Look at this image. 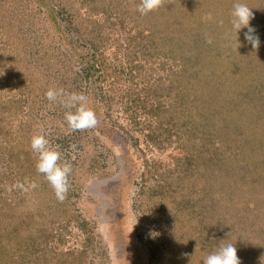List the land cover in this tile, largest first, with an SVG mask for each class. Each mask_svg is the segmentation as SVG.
I'll return each mask as SVG.
<instances>
[{"label":"trees","instance_id":"16d2710c","mask_svg":"<svg viewBox=\"0 0 264 264\" xmlns=\"http://www.w3.org/2000/svg\"><path fill=\"white\" fill-rule=\"evenodd\" d=\"M114 1L116 2L113 5L107 0H0V85L4 82L7 86L11 83L22 86L15 92L7 89L5 94H2L0 91V121L14 120L21 109L26 114L25 122L23 119L19 122L18 130L12 138L0 122V137L2 136L0 150L5 149L8 166H11L21 183L36 185L32 187L34 194L30 197L24 195L12 199L0 194V264H106V252L99 236L94 234L82 212L70 204V200L79 197L87 181L103 176L104 167L99 162L101 156L99 148L92 140H97V137L91 132V128L87 131H73L69 128L65 120V113L69 109L60 103V99L50 102L45 93L52 88L65 94H83L87 101L92 100L95 106L97 104L105 106L108 118L115 126V113L114 111L111 113V109L113 100L116 99L115 95L122 93L120 87L124 73L112 64L115 56H112L110 62L106 52L108 48L114 51L113 44L120 41L119 28L124 29L122 45L127 48V52L122 54L117 50L116 55L118 60L123 56L127 59V64L132 63L127 65L130 67L131 83L140 77L143 71L142 63H135L138 55L143 60L155 57L154 62L158 58L164 59L160 63L162 72L160 75L157 74L156 82H164L165 77L168 84L160 88L156 97L166 99V107L156 105L155 108L151 107L147 110L146 114L155 118L158 124L156 127L147 126V139L160 149L163 142L156 132L162 124H166L165 131L171 132L169 134L168 131V136L176 135L180 141L190 140V145L193 143L200 145L203 141L205 151L202 154L206 155L203 158L206 160H202L200 164H195L194 160L181 156L175 158L177 164L168 172L169 175L152 172L160 183L151 186L141 185L137 200L139 205L140 203L144 205L142 207L144 212L151 211V216L146 220L143 226L145 230L138 235V238L147 245L150 260L155 261L154 264H164L165 259L170 262L176 260L175 264H181L185 259L190 260L191 263L203 264L206 256L218 250L222 244L230 243L228 239L232 236V227L227 225L223 227V221L217 220L222 216L221 213L217 214L214 220L212 216L200 215L194 209V200L200 197L198 185L203 183L199 176L203 174L204 178L210 171L215 177L216 191L221 197L227 188L224 180L227 170L236 163L244 166L246 163L244 154L247 156L248 147L253 151L263 146L253 137L260 131L253 128L256 127L254 123H257L255 113L257 116L260 112L264 113V107L247 105L246 96L234 94L230 100H223V107L216 108L215 106L220 104V101L214 100L217 99L216 88H214L216 91L206 90L205 96L201 90L188 87L190 78L183 80L185 85H179L183 78L179 74H182L184 67L197 66L198 56L201 53L199 48L202 44L205 45L210 39L211 43L207 42V47H211L215 46L212 42L219 40L218 30L215 32L212 30V35H204L205 37L198 32L196 25L203 23L199 17V10H208L202 4L203 0H163L161 7L147 14L138 11L140 0H133L132 6L130 0ZM231 3L232 0H210V10H233ZM130 6L134 10L132 8L129 10ZM86 7L90 10H84ZM82 12L86 14L83 16ZM214 16L218 24H223L220 14H213ZM163 37H165L164 44ZM130 46H132L129 50L131 53L128 51ZM228 48L234 49V44L229 43ZM235 54L237 52L234 49L233 55ZM205 55L211 56L214 62L220 61V66L223 62L229 69L239 62V60L233 62L232 59L218 60L213 54L202 56ZM261 67L262 64L257 69L258 72L260 71V76ZM155 68L150 65V70L154 71ZM195 70L194 74L199 72L198 69ZM263 83L264 81L261 84ZM261 97L262 95L255 94L253 99L260 101ZM120 101L124 102L123 98ZM126 101L129 102L124 111L127 113L130 126L132 128L137 126L143 131L145 128L140 126L137 120L139 113L135 112L134 106L130 104L133 100L126 96ZM228 103L231 105H227ZM144 108H146L145 104H143ZM214 110L222 113V119L221 116L214 119L216 115ZM39 118H45L47 125L52 126L51 135L65 140V143L58 147L53 144L54 150L60 153L59 162L69 163L72 169L68 176L72 183L70 182L62 202L57 199L45 176L36 168L37 154L31 148V138L34 134L31 127L35 126ZM208 118L213 121H209ZM32 121H35V124ZM251 122L253 128L249 126ZM118 127L126 129L127 134L130 133L129 126ZM30 130L33 133L31 137L26 134ZM251 132L256 133L249 138ZM68 145L74 146L73 155L63 152ZM259 157L260 153L258 159ZM208 163L211 166L208 167ZM193 168L197 173L191 178L188 177L189 182L186 175ZM255 171L252 170L253 173ZM195 175L196 178L193 179ZM149 179L147 171L141 174L142 184H146ZM244 180L240 181L238 187L235 185L234 190L229 187L222 198L232 202L233 197L231 198L230 192L242 193L247 178ZM39 183L41 185H38ZM38 196L46 198L45 202L48 201L53 205L46 204L39 210L37 205L41 201ZM255 198L257 202L253 207L248 200L244 202L245 198L239 200V206L242 204L251 206V210H255L257 216L262 217V210L257 205L260 202L262 204L264 199L258 192L255 193ZM13 203L17 204L12 206ZM166 205H170L171 209L167 211ZM222 207L224 206L220 205L219 210ZM235 207L236 205L231 206L226 211L229 213ZM51 208H54V211ZM248 211L250 213V210ZM157 212L161 215L155 222L153 216ZM53 213L59 221L66 219L69 222L72 217L76 227L84 236L82 248L68 253H56L54 250L49 253L47 249L39 258V245L46 243L47 246L52 239L47 237V232L50 230L49 235H51L52 229L45 223V218L52 216ZM230 215H235L232 220L235 219L242 224L237 211ZM34 218L37 220L35 221ZM38 220L39 224L45 226L38 227ZM152 232L157 235L154 234L153 237ZM56 237L59 243L64 241L63 236ZM95 239H97L96 243H94ZM185 253L188 255H184Z\"/></svg>","mask_w":264,"mask_h":264},{"label":"rangeland","instance_id":"374dc122","mask_svg":"<svg viewBox=\"0 0 264 264\" xmlns=\"http://www.w3.org/2000/svg\"><path fill=\"white\" fill-rule=\"evenodd\" d=\"M107 2L113 3L114 5L116 1L113 0L111 2V0H107ZM133 3V0H130L131 6ZM235 3L246 4L252 9L254 18L250 21V26L255 29L254 34L259 37V47L253 49L251 44L245 40L244 33L247 32V28L240 30L238 34L233 29L231 24V13L233 10H210V0H203L202 4H204L206 9L208 8V10H199V17L203 23L198 25H196L195 22L194 23L198 32H200L203 37L208 34L212 35V30L214 32L215 30H218L220 35L218 41L220 42L215 40V42H212L213 44L215 43V46L211 47H207L208 41L205 45L202 44L203 48H199L201 53L198 56L197 66L184 67L182 74H179L183 77L180 80L179 85H185L183 80L190 78L191 81L188 80V83L190 82L188 87L201 90V92H204L205 96L207 95L206 90H215L214 88H216L218 93L216 92L217 99L214 100H218V102L220 101V104L215 106L216 108L218 106L223 107V100H230V97H234V94H242L246 96L248 99L247 105L251 104L250 106L252 107L263 105L264 107V83L261 84L262 81H264V0H232V9ZM131 6L129 10H131ZM84 10L90 9H87L86 7ZM132 10L134 9L132 8ZM85 14V12H82L83 16ZM209 14H211V19L207 18ZM213 14H220L223 19V24H218L215 16L213 17ZM214 24L216 25L213 28ZM119 30L118 35L120 41L113 44L114 51L111 50V48H108V51L106 52V56L110 62L112 61V56H115V61L113 60L114 62H112V64L124 73V76L121 79L122 85L120 87L122 93L115 95L116 99L113 100V108L111 109V113L113 111L115 113L114 121L116 122V125L113 126L114 124L108 118L105 106H102L101 104L95 106V103H93L92 100L87 101V106L94 111L97 118V124L95 127L91 128V132L97 137V140H92L95 141L94 143H96L99 148L101 155L99 162L100 165L104 167L102 171L103 176L101 178H92L87 181L79 197L73 201L70 200V204L82 212L87 220V224L92 227L94 234L99 236L101 244L106 252V264H154L155 261L150 260V252L147 245L138 238V235L145 230L143 229V226L147 222L146 220L150 218L151 211L149 210V213L144 212L145 210L142 208L144 205L142 203L139 205L137 193L139 192L141 185L151 186L160 183L158 177L153 175L152 172L166 173L169 175L170 173L168 174V172L172 171L177 164L175 158L181 156L191 159L192 161L194 160L195 164H200V162L202 163V160H206L203 159L206 155L202 154V152L205 151L203 148V141L200 145L198 143L190 145V140L185 141L182 139V141H180L176 135L168 136L169 130L165 131V128L167 127L166 124H162L156 132V135H158L163 142V146L160 149L147 139V126H158L155 118H151L150 115L146 114L147 110H150L151 107L155 108L156 105L166 107L167 100L156 97L160 92V88L166 87L168 84V82L165 81V77L163 78L164 82H156L157 74L159 73L160 75L162 72L160 69V63L164 59L158 58V60L154 62L153 60L155 57L143 60L142 58H139L138 55V59H135V63L141 62L143 71H141V76L137 77L133 80V83H131L129 73L130 67H127L130 63L127 64V59L123 58V56L118 60V56L116 55L117 50L122 54L127 52V48L122 45V38L124 37V31L122 30L124 29L119 28ZM174 40H176V36H174ZM238 41L240 44L239 48ZM231 42L234 44V49L237 52L235 55H233L234 49L230 50V48H228L229 43ZM162 43H165V37H163ZM131 48L132 46L129 47L128 51L131 50ZM129 52L131 53V51ZM203 54H213L215 57L217 56L216 58L218 60L225 59L224 61H230V59H232L233 62L236 60H239V62L235 67L229 69V67H226L223 62H221L220 66V61L214 62L211 59V56H202ZM261 64L260 76V71L258 72L257 69ZM150 65L156 67L154 71L150 70ZM195 69L199 70L196 74H194L196 72ZM150 74H152V76ZM164 75L165 73L162 74V76ZM196 75L197 77H195ZM207 80L210 83H208ZM21 87L20 84L15 85L12 83L7 86L3 82L0 85V91L2 94H5L7 89L15 92ZM198 87H200V89H198ZM1 88H3L4 91L1 90ZM255 94L262 95L260 101L253 99ZM126 96L133 100L130 104L134 106L133 110L135 112L138 111L140 114L137 115V120H139L140 126L145 128L143 131L137 126L135 128L130 126L127 113L124 111V108L129 102L126 101ZM122 98L124 102L120 101ZM212 98H214L213 93ZM256 101L258 102L257 104ZM119 102L121 103L119 104ZM143 104L146 106L144 109ZM227 105L231 104L228 103ZM24 110L26 111V109ZM214 111L216 112L214 119H218L220 116L222 119V113L217 110ZM258 115L259 116L255 113L257 123L254 124H256V127L253 128L254 126L252 122L249 126L260 131L259 133L255 132L256 135L253 137L256 138V142L261 143L263 146L259 150L253 149V151L250 150L251 147H248V150L246 149L248 151L247 156L244 154L246 159L244 166L241 163H236L233 167L227 170L224 178L227 188H225L221 197L219 192L216 191L215 177L212 173L209 171L207 174L208 178L207 176L203 178V174L200 175L199 179L203 180V183H199L198 185L200 197L194 200V209L200 215L208 214L206 217L212 216V218L216 220V215L221 213L222 216L217 220L219 222L223 221V227H225V225L232 227V236L228 241L234 243V246L237 248V256L240 259L241 264H260L259 258L264 255V202H262V204L260 202L257 205L262 210V217L257 216L255 210H251V206L253 207V204L257 202V199L255 198L256 192L260 193L262 199H264V113L260 112ZM25 117L26 114L23 109H21L14 120L9 119L5 122L0 121L1 126L6 129L12 138L18 130L17 125L22 119L24 121ZM208 120L213 121L210 118H208ZM46 121L45 118H39V120H37L38 124H35V121H32L35 126H33L34 128L31 127V129H33L34 133H42L49 141L52 148L53 144L56 147L60 144L63 145L65 140L57 139L51 135L52 126H48ZM118 126L124 128L129 126L131 129L130 133L127 134L125 131L126 129L119 128ZM87 130L88 129H86V131ZM170 133L171 132L169 131V134ZM255 133L251 132L249 138ZM26 134L31 137L33 133L30 130L27 131ZM192 137L194 136H191V138ZM16 138H18V136ZM161 139L159 141H161ZM207 139H209V137H207ZM73 148L74 146L68 145L64 148L63 152L73 155ZM258 153H260L259 159ZM6 154L5 149L0 150V194L5 198L11 197L12 199L24 195L30 197L34 194L32 185L29 186L27 183L23 184L19 181V178L16 177L11 166H8ZM207 166L209 167L211 165L208 163ZM194 168L192 171H188V175H186L187 178H191L197 173L194 171ZM253 169L256 170L255 173L252 172ZM145 171L148 172V177L151 180L149 179L146 181V184H142L141 174ZM195 178L196 175L193 179ZM245 178H247V183L244 185L242 193H239V191H236L235 193L232 191L230 192L231 198L233 197L232 202L226 198H222L223 195H226V190H229V187L234 190L235 185L237 186L240 184V181H243ZM70 182L72 183L71 178L68 177V184H70ZM21 184L23 187L19 186ZM38 185L41 184L39 183ZM40 187L44 188L42 186ZM203 190L204 195H202ZM38 197L40 198L39 201H41V203H38L37 205L39 210L46 204L47 206L53 205L52 203H48V201L45 202L46 198L44 199L42 196ZM220 198L221 200H219ZM244 198L246 199L244 202L248 200L251 206L248 207L246 204L239 206V200L241 201ZM16 204L17 203H13L12 206ZM155 204L157 205V203ZM212 204L215 206H212ZM220 205H223L224 207L219 210ZM235 205V209L231 212L228 213L226 211V209ZM166 206L168 208L167 211L171 209L170 205ZM26 207L28 208V206ZM30 207L31 206H29V208ZM247 209L250 210V213ZM51 210L54 211V208H51ZM236 211L239 214L240 221H242V224L244 223V225L238 223L235 219L232 220L235 215L231 216L230 213H235ZM71 213L72 212H70V214ZM157 213L153 216L155 222L159 220L161 215L159 212ZM54 216L55 214L53 213L52 216H47L45 218V223L52 229L51 235H49L51 232L50 230L47 232V237H52V239L47 246L46 243H41L39 245V258H41L40 256L44 254L47 249L49 253L52 252V250L56 251V253H68L82 248L84 236L76 227L73 219H71L72 217H70V221L68 222L66 219L59 221L57 216ZM137 218L138 223L134 226L137 222ZM36 220L37 219H35V221ZM214 220L213 224L215 223ZM153 224L156 225L155 223ZM222 224L220 223L221 227ZM43 226L45 225L39 224L38 220V227ZM242 228H244V230ZM226 233L227 232H225V234ZM57 235L64 237L62 243H59L58 238L56 237ZM53 236L55 237L53 238ZM97 239L94 240V243H96ZM88 251L90 252L89 249ZM198 260L199 258L196 259V261ZM175 262L177 261L173 260V262H170L166 259L163 260L164 264H175ZM181 264L200 263H191L190 260L185 259L184 261L182 260Z\"/></svg>","mask_w":264,"mask_h":264},{"label":"clouds","instance_id":"9594fccd","mask_svg":"<svg viewBox=\"0 0 264 264\" xmlns=\"http://www.w3.org/2000/svg\"><path fill=\"white\" fill-rule=\"evenodd\" d=\"M162 4L163 0H140L138 11L141 14H147L161 7ZM231 15V24L236 33L238 34L242 28H247V32L244 33V38L251 44L253 49H257L260 43L259 37L254 34L255 29L250 26V21L254 18L252 9L246 4L235 3ZM207 18L211 19V14ZM208 43H211L210 39ZM239 47L240 44L238 41ZM45 96L50 102H55L60 99V103L69 109L65 113V120L69 128L73 131H82L96 126V115L87 106V98L83 94H65L60 90L50 88L46 91ZM31 148L37 154V171L45 176L54 190L57 199L62 202L69 188L68 176L72 170L71 165L67 162L63 164L59 162L60 153L50 146L49 141L40 132L33 134ZM19 186L23 187L22 184ZM32 187L34 188L36 185L32 184ZM137 223L138 218L134 226ZM154 234L157 235L155 232L151 233L153 237L155 236ZM184 255L188 254L185 253ZM259 259L260 264H264V255ZM203 264H241V261L237 256V248L234 246V243H228L222 244L218 250L206 256Z\"/></svg>","mask_w":264,"mask_h":264}]
</instances>
